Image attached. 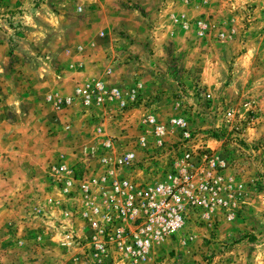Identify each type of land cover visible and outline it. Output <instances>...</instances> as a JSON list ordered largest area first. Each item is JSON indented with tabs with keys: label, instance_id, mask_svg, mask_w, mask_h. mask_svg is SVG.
Listing matches in <instances>:
<instances>
[{
	"label": "rangeland",
	"instance_id": "obj_1",
	"mask_svg": "<svg viewBox=\"0 0 264 264\" xmlns=\"http://www.w3.org/2000/svg\"><path fill=\"white\" fill-rule=\"evenodd\" d=\"M55 1H63V7H81L76 9L81 13L90 6H77L72 3L76 0ZM168 6V14L158 15ZM179 6L181 10H176ZM146 7L125 2L117 16L136 27L129 33L117 29L121 39L146 46L153 37L173 40L179 48L175 51L184 53L181 44L188 42L195 47L192 52L207 61L215 86L202 85L200 67L192 65L158 96L160 104L141 92L133 110L117 109L112 103L108 113H102L91 111L93 107L83 111L79 105L70 111L56 110L42 103V93L48 97L64 81L72 93L77 83L103 81L79 79L78 62L66 63L72 68L68 72L61 71L64 62H48L50 53L58 54L54 44L59 35L63 37L60 20L51 15L57 28L47 30L50 26L35 11L57 13L56 2L0 0V264H92L84 248L68 242L87 232L75 215L77 195L62 190L51 166L60 162L71 166L75 177L97 176L104 139L111 136L118 146L131 144L144 129L138 120L146 113L160 122L183 116L190 129L208 135L213 139L210 145L226 161L225 178L241 188L231 199V219L216 209L208 218L195 210L171 239L151 248L142 264H264V0H190L187 4L149 0ZM157 19L161 29L154 33ZM198 22L204 23L205 32L200 33ZM100 32L99 36L105 33ZM146 52L154 53L151 47ZM115 60L122 65L117 73L122 75L137 61L127 52L122 59L115 55L111 63ZM133 81L128 85L126 79L116 80V84L128 88L136 84ZM195 84L209 93L203 103ZM227 108L238 110L232 130L220 122ZM155 166V173L168 170L170 157L160 158Z\"/></svg>",
	"mask_w": 264,
	"mask_h": 264
},
{
	"label": "built area",
	"instance_id": "obj_2",
	"mask_svg": "<svg viewBox=\"0 0 264 264\" xmlns=\"http://www.w3.org/2000/svg\"><path fill=\"white\" fill-rule=\"evenodd\" d=\"M180 1L187 4L190 0ZM198 26L200 33L205 32L203 22ZM262 37L264 40V27ZM193 88L202 103L209 98L204 86L195 84ZM140 93L137 84L123 88L95 79L73 88V97L83 111L113 102L117 109L133 110L141 100ZM246 106L248 109V103ZM237 113L227 108L220 122L234 129ZM138 123L144 129L131 144L118 146L113 137L104 139L97 176L75 177L71 166L60 162L51 166V175L62 190L77 195L75 215L87 232L68 242L84 248L92 264H142L151 248L171 239L197 209L206 218L214 209L226 219L233 217L231 199H236L241 184L233 185L225 178L226 161L210 145L213 139L190 129L180 115L160 122L146 113ZM167 156L168 170L155 173L157 160ZM147 170V176L141 174Z\"/></svg>",
	"mask_w": 264,
	"mask_h": 264
},
{
	"label": "crops",
	"instance_id": "obj_3",
	"mask_svg": "<svg viewBox=\"0 0 264 264\" xmlns=\"http://www.w3.org/2000/svg\"><path fill=\"white\" fill-rule=\"evenodd\" d=\"M49 1L51 2V0H48V2ZM148 1L149 0L73 1L72 3L77 6L90 5L89 8L83 7L81 13L75 8L63 7V1L54 0L59 7L57 13H53L51 10H47V12L39 11V13L38 10H36V14L38 13L41 16V21H44L43 23H47V25L50 26H47V30L57 28V25L53 23V17L60 20L59 28H61L60 30L63 37L59 35L54 44H57V47L53 49L57 51L56 53L59 54V57L56 56L58 54L50 53L51 57L48 62L52 64L56 63V65H61L62 62H64V68H62L61 71L66 72L72 70V68L68 69L65 66L66 63H80L81 67L77 69L78 74H75L79 79L82 77L100 78L106 84L113 85L116 84V80L123 83L126 79L127 82H129L128 85H131V82L134 80L139 86L140 92L155 97L154 102L156 104L161 103V99H157L159 98L158 96L164 93V90L167 91V89H170L178 80L179 76L184 73L183 71L192 65L200 67L198 73L200 83L207 88H214L215 85L213 84L216 80L214 76L209 73V66L206 67L207 61L202 59V55L199 57L197 52H192L195 47H190L188 42L181 44V47H184V50H186L184 53L183 50H179L178 52L175 51V49L179 48L177 47V43L173 40L161 42L158 38L153 37L146 46L145 42L127 43L116 33L117 29H123L129 33L136 27L123 17L119 18L117 16L118 11L123 9L125 2L137 4L139 7L146 10ZM180 7L181 6L176 7V10H179ZM169 10H171L169 6L165 7V9L159 10L158 15H160L161 12H164L166 15ZM186 10L191 11L192 9ZM51 15H53V17H51ZM83 16L90 17L91 20H83ZM63 21L64 24H62ZM160 23L161 19L155 20L151 32H158L159 29H161ZM100 31L105 33L99 36V33H101ZM72 36L75 38H71ZM50 42L52 41H49V43ZM69 46H71V48ZM147 47L152 48L154 52L152 55L147 54ZM126 52L137 59L134 63L135 69L134 66L131 65L130 71L126 72V74H117L121 70L122 65L116 63L119 62L118 60H115V63L112 62L114 63L112 64V58L116 55L117 58L122 59ZM239 61L236 62L237 65ZM64 82L52 93H48V97L47 92L44 91L42 93V103L50 104L56 108V110L70 111L73 107L77 106L78 108L79 104L73 97L72 89L65 86ZM113 104H115V102H113ZM109 106H112V103L94 106L91 111L100 110L102 113H108ZM86 114H81V116H85ZM140 119L141 117L138 122Z\"/></svg>",
	"mask_w": 264,
	"mask_h": 264
}]
</instances>
